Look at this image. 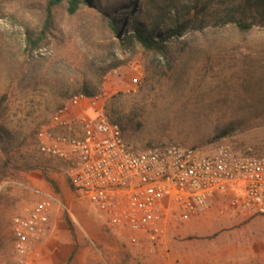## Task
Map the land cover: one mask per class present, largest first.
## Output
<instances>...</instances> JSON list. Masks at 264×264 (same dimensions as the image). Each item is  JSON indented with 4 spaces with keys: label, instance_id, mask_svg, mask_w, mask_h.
Instances as JSON below:
<instances>
[{
    "label": "rangeland",
    "instance_id": "1",
    "mask_svg": "<svg viewBox=\"0 0 264 264\" xmlns=\"http://www.w3.org/2000/svg\"><path fill=\"white\" fill-rule=\"evenodd\" d=\"M153 1L145 3L151 14L167 0ZM235 1L238 10L220 5L207 11L204 28L170 39L167 60L111 38L93 6L71 16L66 4L56 9L43 48L30 53L28 33L39 32L47 0H0V189L7 182L26 186L8 185L1 193L0 264L15 262L13 219L41 201L31 189L54 193L65 205L54 206L60 223L51 228L53 238L75 236L70 220L87 242L86 226L121 236L125 255L132 242L140 253L201 256L198 264H264V215L244 220L215 205L190 221L171 218L157 243L148 234L108 229L104 214L76 195L61 164L38 153L35 139L37 129L73 95L102 80L101 90L109 93L104 112L121 124L136 149L179 144L209 150L226 141L264 154V0L248 6ZM188 2L180 0L182 11ZM101 3L106 6V0ZM238 18L254 23L253 31L240 33ZM116 62L121 65L102 77ZM82 112L73 110L74 116ZM225 131L230 134L219 138Z\"/></svg>",
    "mask_w": 264,
    "mask_h": 264
},
{
    "label": "built area",
    "instance_id": "2",
    "mask_svg": "<svg viewBox=\"0 0 264 264\" xmlns=\"http://www.w3.org/2000/svg\"><path fill=\"white\" fill-rule=\"evenodd\" d=\"M108 97L104 89L73 95L35 136L38 153L61 164L76 195L104 214L108 229L148 234L157 243L171 218L190 221L215 205L244 220L264 215V154L226 141L209 150L179 144L136 149L104 112ZM8 185L26 188L7 182L0 198ZM31 191L41 201L13 219L14 264H35L33 247L49 235L54 206L65 208L54 193Z\"/></svg>",
    "mask_w": 264,
    "mask_h": 264
},
{
    "label": "trees",
    "instance_id": "3",
    "mask_svg": "<svg viewBox=\"0 0 264 264\" xmlns=\"http://www.w3.org/2000/svg\"><path fill=\"white\" fill-rule=\"evenodd\" d=\"M101 1L103 0H47L42 10L39 32L28 33V51L32 53L43 48L54 30L55 11L64 4L67 5V12L71 16L77 15L86 6H93L96 12H99L102 22L108 27L111 38H117L123 46L129 43L139 44L146 51L163 56L167 60L169 59L168 41L181 37L191 27L204 28L207 11L216 10L223 4L232 11L239 9L235 0H189L186 9L184 7L182 11L180 0H167L164 5L154 6L157 12L151 14L145 10L146 0H106V6ZM245 3L248 6L251 2L245 0ZM242 4L243 2L240 3ZM235 27L240 33L248 34L253 31L254 23L248 22L246 18H238L235 20ZM120 65V62L111 64L105 68L101 76H105L110 69ZM101 81L98 80L96 85L86 88L84 93L90 96L99 93ZM229 134V131H225L219 138ZM49 182L56 192L60 191L54 181L49 180ZM68 224L75 235L72 221L68 220Z\"/></svg>",
    "mask_w": 264,
    "mask_h": 264
},
{
    "label": "crops",
    "instance_id": "4",
    "mask_svg": "<svg viewBox=\"0 0 264 264\" xmlns=\"http://www.w3.org/2000/svg\"><path fill=\"white\" fill-rule=\"evenodd\" d=\"M47 188V185H43ZM62 187V185H61ZM66 193V192H65ZM67 197L68 194L66 193ZM206 212V210L204 211ZM202 212V214L204 213ZM228 218H224L227 220ZM60 223L57 212L51 216L50 227ZM63 229H65L62 226ZM90 234L89 242L85 241L80 232L75 229V236L67 234L53 238L49 235L39 244L35 243L32 257L35 264H198L201 256L194 254H181L176 252L151 254L140 253L132 242L126 243L129 254H124V239L112 233H105L101 226H86ZM166 245L175 246L173 242ZM149 249V244H145ZM99 247V248H98ZM178 248V247H177ZM176 250V248L174 249ZM199 257V258H198Z\"/></svg>",
    "mask_w": 264,
    "mask_h": 264
}]
</instances>
